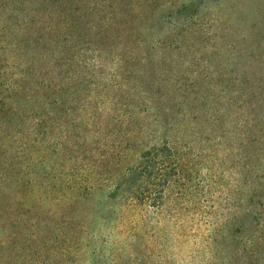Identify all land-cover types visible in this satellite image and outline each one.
I'll return each instance as SVG.
<instances>
[{
  "label": "trees",
  "instance_id": "1",
  "mask_svg": "<svg viewBox=\"0 0 264 264\" xmlns=\"http://www.w3.org/2000/svg\"><path fill=\"white\" fill-rule=\"evenodd\" d=\"M207 1L0 0V264H150L170 230L264 264V61H216Z\"/></svg>",
  "mask_w": 264,
  "mask_h": 264
},
{
  "label": "rangeland",
  "instance_id": "2",
  "mask_svg": "<svg viewBox=\"0 0 264 264\" xmlns=\"http://www.w3.org/2000/svg\"><path fill=\"white\" fill-rule=\"evenodd\" d=\"M206 5L209 10L199 9L198 15L207 12L210 17H208V25L204 27L203 32H213L219 37V41L211 46V49L215 48L218 51V57L216 58L218 63L229 61L230 57L225 55L227 52H225L224 47L231 40L241 50L243 60L252 59L253 63L258 60L264 61V0H208ZM190 34L195 35L197 38L196 48L206 57L209 56L210 47L205 39H202L200 33L190 32ZM248 53H251V55L245 58ZM243 66L249 67L248 63ZM222 181L224 180L222 179ZM224 190L223 187L214 189V192L218 194V196H214L215 201L222 203L226 198ZM247 225L248 223H245V226ZM237 228H234V230H237ZM174 234L170 230L169 232H162V234L159 232L158 234L154 233L152 237L145 236L142 238V247L138 258H141L140 256L146 257L142 249L147 247L150 250L148 253L150 264H189V261L193 262L190 255L192 242H188V240H184L182 243L175 242L177 239ZM161 236L165 238V242ZM121 238V236H113L110 240H125ZM125 242L128 244V241ZM126 244L121 243L119 249L114 253L118 254L122 261H125L128 255ZM199 245L201 246V244ZM84 251L82 250V253ZM102 251L104 254L108 253L107 249ZM15 252L18 254V249ZM222 252H225V250ZM79 256L80 254H78ZM94 258H96V255ZM80 259L81 264H90V254L86 253ZM209 260L210 256L208 255L199 256L197 264H205ZM137 262L139 263L140 260H137Z\"/></svg>",
  "mask_w": 264,
  "mask_h": 264
}]
</instances>
